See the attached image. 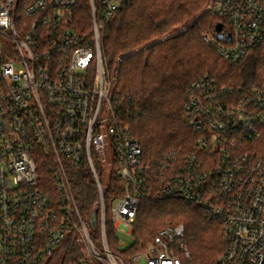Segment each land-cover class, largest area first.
Returning <instances> with one entry per match:
<instances>
[{
	"label": "built area",
	"instance_id": "2783aa9c",
	"mask_svg": "<svg viewBox=\"0 0 264 264\" xmlns=\"http://www.w3.org/2000/svg\"><path fill=\"white\" fill-rule=\"evenodd\" d=\"M129 0H0V264H186L183 224L167 225L129 257L111 247L107 218L133 234L143 196H180L222 223L217 264H264V78L248 87L197 80L185 103L195 149L145 157L113 92L105 29ZM220 35L205 40L232 62L264 42V0H210ZM88 13V17L86 15ZM123 193L109 206L101 170ZM88 167L96 224L76 184ZM48 173V174H47ZM99 215V222L97 216ZM72 239L78 248L66 254Z\"/></svg>",
	"mask_w": 264,
	"mask_h": 264
},
{
	"label": "trees",
	"instance_id": "16d2710c",
	"mask_svg": "<svg viewBox=\"0 0 264 264\" xmlns=\"http://www.w3.org/2000/svg\"><path fill=\"white\" fill-rule=\"evenodd\" d=\"M209 2L129 0L105 29L104 50L115 78L118 108L148 160L160 161L165 155L196 148L198 133L186 119L185 103L197 80L210 76L221 85L248 88L264 78V42L235 63L205 40L222 23L208 10ZM76 174L79 201L87 218L97 208V187L90 168H80ZM153 187L142 198L132 244L122 252L124 256L144 250L163 227L183 224L191 253L186 264H217L225 248L222 223L180 196L156 194L158 183ZM122 193L123 182L112 179L106 188L109 206ZM107 227L111 247L118 251L119 236L110 216ZM63 247L68 254L78 245L69 239Z\"/></svg>",
	"mask_w": 264,
	"mask_h": 264
},
{
	"label": "rangeland",
	"instance_id": "374dc122",
	"mask_svg": "<svg viewBox=\"0 0 264 264\" xmlns=\"http://www.w3.org/2000/svg\"><path fill=\"white\" fill-rule=\"evenodd\" d=\"M185 28H180L178 30H176L174 33H180L184 30ZM107 157H108V161L109 164L103 169L101 170V177L103 180V183L106 187H108L112 181V177H113V170H116V168L113 166V160H114V151L112 146H108L107 150ZM119 237L121 239V241L127 242V243H132V235L127 233L126 231L123 230H119Z\"/></svg>",
	"mask_w": 264,
	"mask_h": 264
},
{
	"label": "water",
	"instance_id": "95a60500",
	"mask_svg": "<svg viewBox=\"0 0 264 264\" xmlns=\"http://www.w3.org/2000/svg\"><path fill=\"white\" fill-rule=\"evenodd\" d=\"M221 29H222V24H217V26H216V31H217V33H218L219 35H220V32H221ZM96 213H97V210H95L94 215H93V217H92L93 224H96V219H95V215H96Z\"/></svg>",
	"mask_w": 264,
	"mask_h": 264
}]
</instances>
